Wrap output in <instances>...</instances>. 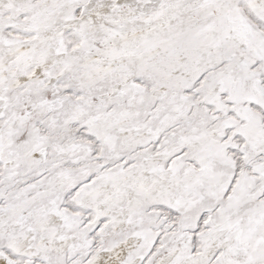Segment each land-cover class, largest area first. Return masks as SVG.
<instances>
[{
  "label": "snow or ice",
  "instance_id": "1",
  "mask_svg": "<svg viewBox=\"0 0 264 264\" xmlns=\"http://www.w3.org/2000/svg\"><path fill=\"white\" fill-rule=\"evenodd\" d=\"M0 264H264V0H0Z\"/></svg>",
  "mask_w": 264,
  "mask_h": 264
}]
</instances>
